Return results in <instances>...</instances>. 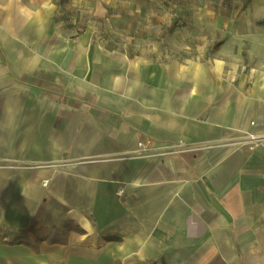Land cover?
<instances>
[{
	"label": "crops",
	"instance_id": "0c3cea01",
	"mask_svg": "<svg viewBox=\"0 0 264 264\" xmlns=\"http://www.w3.org/2000/svg\"><path fill=\"white\" fill-rule=\"evenodd\" d=\"M76 6L141 22L137 55L65 35ZM263 39L264 0H0V264H239L264 208V65L243 57Z\"/></svg>",
	"mask_w": 264,
	"mask_h": 264
},
{
	"label": "rangeland",
	"instance_id": "374dc122",
	"mask_svg": "<svg viewBox=\"0 0 264 264\" xmlns=\"http://www.w3.org/2000/svg\"><path fill=\"white\" fill-rule=\"evenodd\" d=\"M67 1V0H64ZM78 1L79 0H74ZM90 9L76 7H67L63 9L62 16L65 19L63 27L65 35L80 34L87 26L95 28L100 32H104L105 39L103 40V47L110 52L124 53L128 56L137 55L140 47L143 46L141 38L143 37L142 23H136L131 14L128 15L125 22L114 21L109 23L107 27L99 25L97 17L92 16ZM136 27L135 38L131 31ZM153 37L162 36L160 31H152ZM140 36V37H139ZM94 42L100 43L101 40L94 39ZM163 45H167L165 37L163 38ZM264 43V39L262 40ZM251 55L244 52L243 57L245 60H250L251 65H264V45L260 48L253 47ZM254 229L251 232H246L247 237L244 240L246 245L244 247V254L242 258H238L239 264H264V208L263 213L256 216ZM246 250V251H245Z\"/></svg>",
	"mask_w": 264,
	"mask_h": 264
},
{
	"label": "trees",
	"instance_id": "16d2710c",
	"mask_svg": "<svg viewBox=\"0 0 264 264\" xmlns=\"http://www.w3.org/2000/svg\"><path fill=\"white\" fill-rule=\"evenodd\" d=\"M64 240V239H63ZM38 241H46L48 244H61V243H65L58 241L56 239H44L40 236H38V234H35L33 236L30 235H24L22 238V244L28 248H30L34 253H38L39 252V248H38Z\"/></svg>",
	"mask_w": 264,
	"mask_h": 264
},
{
	"label": "built area",
	"instance_id": "2783aa9c",
	"mask_svg": "<svg viewBox=\"0 0 264 264\" xmlns=\"http://www.w3.org/2000/svg\"><path fill=\"white\" fill-rule=\"evenodd\" d=\"M149 141H146V142H139L137 143V150L140 152V153H143L147 150H149ZM177 152H179V148H172V149H169V150H162L160 151L159 153L155 154L154 156H166L168 154H176ZM47 185V182L46 181H43L41 183V186L45 187ZM123 194V191L122 190H118L117 192V195H122Z\"/></svg>",
	"mask_w": 264,
	"mask_h": 264
}]
</instances>
